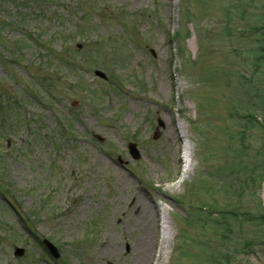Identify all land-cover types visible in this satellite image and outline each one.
Masks as SVG:
<instances>
[{
    "label": "rangeland",
    "instance_id": "374dc122",
    "mask_svg": "<svg viewBox=\"0 0 264 264\" xmlns=\"http://www.w3.org/2000/svg\"><path fill=\"white\" fill-rule=\"evenodd\" d=\"M262 48L264 0H0V264H136L140 198L161 235L146 264H264L245 250L264 222L232 215L261 210L234 178L263 171L264 129L238 138L241 114L264 123Z\"/></svg>",
    "mask_w": 264,
    "mask_h": 264
},
{
    "label": "bare ground",
    "instance_id": "6f19581e",
    "mask_svg": "<svg viewBox=\"0 0 264 264\" xmlns=\"http://www.w3.org/2000/svg\"><path fill=\"white\" fill-rule=\"evenodd\" d=\"M174 132V128L170 127L169 134ZM169 141L172 142V140ZM138 206L141 208V233L135 247L136 264H146L145 262L148 260L149 254H151L149 249H153L156 239L161 236L156 229V225H158V208L155 204L150 205L144 198L138 200Z\"/></svg>",
    "mask_w": 264,
    "mask_h": 264
},
{
    "label": "flooded vegetation",
    "instance_id": "af4514ba",
    "mask_svg": "<svg viewBox=\"0 0 264 264\" xmlns=\"http://www.w3.org/2000/svg\"><path fill=\"white\" fill-rule=\"evenodd\" d=\"M255 218H258L261 222H264V212L262 207L261 210L257 212V215H255ZM250 255L254 256L255 259H260V261L264 262V237L261 241L258 242V244L253 243Z\"/></svg>",
    "mask_w": 264,
    "mask_h": 264
},
{
    "label": "trees",
    "instance_id": "16d2710c",
    "mask_svg": "<svg viewBox=\"0 0 264 264\" xmlns=\"http://www.w3.org/2000/svg\"><path fill=\"white\" fill-rule=\"evenodd\" d=\"M27 18H32L31 17V14H27ZM18 21H19V24L26 25V26H27V24L23 23L24 21H27L29 23L31 22L30 19H25L24 16H20V19ZM8 231H10L9 230V227H7V229L6 228H3V227L0 228V234L6 235ZM0 239H1V235H0Z\"/></svg>",
    "mask_w": 264,
    "mask_h": 264
},
{
    "label": "water",
    "instance_id": "95a60500",
    "mask_svg": "<svg viewBox=\"0 0 264 264\" xmlns=\"http://www.w3.org/2000/svg\"><path fill=\"white\" fill-rule=\"evenodd\" d=\"M134 147V146H133ZM263 188H264V184H263ZM264 196V195H263ZM52 249L54 250V252H56V250L52 247ZM18 252H22L21 250H19Z\"/></svg>",
    "mask_w": 264,
    "mask_h": 264
}]
</instances>
